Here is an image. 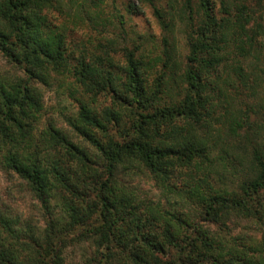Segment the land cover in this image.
I'll return each instance as SVG.
<instances>
[{
	"label": "trees",
	"instance_id": "trees-1",
	"mask_svg": "<svg viewBox=\"0 0 264 264\" xmlns=\"http://www.w3.org/2000/svg\"><path fill=\"white\" fill-rule=\"evenodd\" d=\"M82 6L76 7L80 19ZM65 8L64 0H0V54L21 71L20 77L0 72V163L46 208L57 195L61 210L42 236L27 235L28 243L24 230L0 212V264H65L72 232L93 247L89 259L73 264H264V240L209 228L224 227L231 217L264 219V142L234 109L243 101L239 86L255 82L243 61L264 57V0H183L188 52L179 74L168 49L173 20L154 5L162 61L147 60L139 46L120 50L117 60L107 51L75 56L65 28L55 23ZM157 60L158 74L152 71ZM168 72L180 78L181 94L170 95ZM53 76L80 89L75 116L65 121L94 155L50 124L35 133L43 105L34 84L49 87ZM103 93L110 104L97 108ZM226 132L250 151L251 177L232 189L208 178L207 154L216 146L226 151ZM136 166L167 196L177 189L203 222L136 194L120 172ZM184 169L185 188L178 189L171 179Z\"/></svg>",
	"mask_w": 264,
	"mask_h": 264
},
{
	"label": "rangeland",
	"instance_id": "rangeland-1",
	"mask_svg": "<svg viewBox=\"0 0 264 264\" xmlns=\"http://www.w3.org/2000/svg\"><path fill=\"white\" fill-rule=\"evenodd\" d=\"M64 2L67 8L61 11L62 14L55 13V16H58L55 23L65 28L68 52L78 56L79 52H94L104 55L103 52L107 51L117 60L120 50L139 46L147 60L151 61L160 57L162 61L163 54L160 46L162 30L152 13L154 5L162 14L166 15L167 20H173V30L167 38L168 49L171 50L169 53L172 61L176 64L172 68V72L179 74L183 58L188 52L185 26L184 22H181L183 21L181 18H184L185 21L186 17L185 13L181 12L183 0H74V3L64 0ZM191 2L195 5L196 0H191ZM79 4H83L82 10L84 11L81 19L76 13V7ZM117 16L122 17L118 18ZM120 19L122 23H120ZM161 61L157 60L153 72L160 73L158 70ZM242 65L246 68V73H251V78L253 75L255 76V82H253L252 88L239 86L243 101L240 106L235 105L234 109L244 113L242 118L248 117V121L252 123L253 127L255 126V129H258V140L264 142V57H261L259 62H254L253 58H247ZM0 72L13 77L21 76L19 67L7 61L1 54ZM168 75L169 72L165 81L170 87V95L172 96L176 92L181 94L182 86L177 88L175 85V83L180 84V78H169ZM59 78V76H53L49 87L34 84L43 105L35 133H39L47 124H50L94 155L89 144L71 131L65 121L68 117L75 116L77 108L75 97L79 96L80 89L71 79ZM101 96L95 103L97 108H103L110 104L111 97L108 93H103ZM213 124L214 128L222 129L219 122L214 121ZM180 125L182 124H176V127ZM242 126L245 127V124ZM244 130L245 128L239 130V133L243 134ZM221 136L222 140L229 145L223 147L225 152L216 146L207 154L213 162L212 171L208 176L210 185L226 189L237 188L238 184L251 177L249 147L246 143H244L245 148L242 147L245 150L236 147L239 144L238 138L235 140V137L228 132ZM120 172L122 180L142 198L152 200L166 208H176L184 215H189L192 220L202 221V216L199 215L200 213L190 200L183 201L177 198L181 194L176 192L177 189L171 187V192L174 193L167 196L168 194L164 193L162 186H157L149 175L137 166ZM186 173L185 169L176 171L175 177L171 179V185H177L178 189H184ZM196 178H202V174L198 173ZM59 199L55 195L54 199L50 201V208H46L36 198L26 181L13 172L5 170L0 163V212L9 216L16 228L24 230L26 243L29 241L27 235L33 233L42 236L48 220L61 217ZM259 199L262 200L264 208V193ZM204 223L206 224V222ZM225 224L224 227H220L219 224L213 223L209 225V228L214 233H229L231 236L243 237L253 242L264 240V219L262 222H257L249 218L231 217ZM74 233L72 232L66 237L70 244L62 252L65 264L89 259L93 250L89 243L76 241Z\"/></svg>",
	"mask_w": 264,
	"mask_h": 264
}]
</instances>
